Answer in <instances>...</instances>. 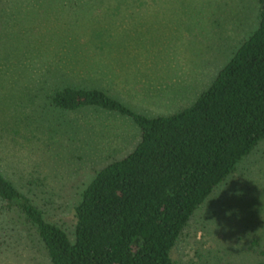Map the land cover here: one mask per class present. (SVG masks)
I'll return each instance as SVG.
<instances>
[{
	"label": "rangeland",
	"instance_id": "374dc122",
	"mask_svg": "<svg viewBox=\"0 0 264 264\" xmlns=\"http://www.w3.org/2000/svg\"><path fill=\"white\" fill-rule=\"evenodd\" d=\"M257 15V0H0V173L73 241L81 193L140 129L116 111L54 107V87L101 89L148 117L177 113ZM20 202L0 199V264H51ZM171 257L264 264V139L194 212Z\"/></svg>",
	"mask_w": 264,
	"mask_h": 264
},
{
	"label": "trees",
	"instance_id": "16d2710c",
	"mask_svg": "<svg viewBox=\"0 0 264 264\" xmlns=\"http://www.w3.org/2000/svg\"><path fill=\"white\" fill-rule=\"evenodd\" d=\"M257 4L255 30L177 113L148 117L101 89L54 87V107L119 112L133 119L140 138L81 193L73 241L0 173V199L21 200L17 207L51 264H178L171 250L191 216L264 139V0Z\"/></svg>",
	"mask_w": 264,
	"mask_h": 264
}]
</instances>
